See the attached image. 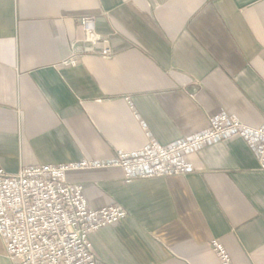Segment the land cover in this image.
<instances>
[{
	"label": "crops",
	"instance_id": "obj_1",
	"mask_svg": "<svg viewBox=\"0 0 264 264\" xmlns=\"http://www.w3.org/2000/svg\"><path fill=\"white\" fill-rule=\"evenodd\" d=\"M95 17L111 55L60 63ZM220 112L264 123V0H0V167L101 161L169 145ZM192 172L124 181L72 172L91 207H124L90 234L97 264H264V171L241 138L187 157ZM0 264H13L0 239Z\"/></svg>",
	"mask_w": 264,
	"mask_h": 264
},
{
	"label": "built area",
	"instance_id": "obj_2",
	"mask_svg": "<svg viewBox=\"0 0 264 264\" xmlns=\"http://www.w3.org/2000/svg\"><path fill=\"white\" fill-rule=\"evenodd\" d=\"M78 22L84 38L70 41L62 67L112 53L108 46L98 49L103 40L95 17L82 16ZM235 137L246 142L264 171V123L252 127L227 112L212 116L206 129L169 145L150 137L141 150L119 151L107 160L23 166L17 173L0 167V239L7 257L13 264H97L90 234L123 221L128 212L116 203L91 207L84 184L70 182L69 173L115 168L122 170L126 183L186 175L193 170L189 155ZM210 246L221 264H234L220 240Z\"/></svg>",
	"mask_w": 264,
	"mask_h": 264
}]
</instances>
